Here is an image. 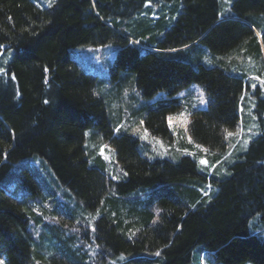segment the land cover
<instances>
[{
	"label": "trees",
	"instance_id": "16d2710c",
	"mask_svg": "<svg viewBox=\"0 0 264 264\" xmlns=\"http://www.w3.org/2000/svg\"><path fill=\"white\" fill-rule=\"evenodd\" d=\"M161 1L55 0L40 7L0 0V50L14 51L0 79L2 264H190L198 248L219 264H264V226L249 227L255 216L264 218V98L259 135L246 152L233 134L249 59L264 68V0H233L224 14L220 0L147 5ZM112 42L119 45L114 78L123 73L144 99L168 96L146 107L154 134L171 136L167 115L180 107L174 94L203 85L209 103L191 114L188 131L218 161L219 178L201 173L188 156L151 161L138 137L114 134L97 76L71 55ZM203 45L221 57L219 65L202 63ZM236 66L243 74L232 73ZM90 128L115 148L126 172L121 180L90 164ZM208 181L214 187L203 196L196 186ZM79 208L97 216L94 231ZM89 237L101 247L94 262L77 247Z\"/></svg>",
	"mask_w": 264,
	"mask_h": 264
},
{
	"label": "rangeland",
	"instance_id": "374dc122",
	"mask_svg": "<svg viewBox=\"0 0 264 264\" xmlns=\"http://www.w3.org/2000/svg\"><path fill=\"white\" fill-rule=\"evenodd\" d=\"M55 0H35L40 7H50ZM174 1L178 0H162L160 5L148 3L159 9L162 4H165L168 9L174 5ZM233 0H220L221 14H224L230 9ZM167 9V10H168ZM158 14L154 13L152 18L157 17ZM177 14L173 16V21L176 20ZM203 53L201 57L202 63L208 66L217 65V61L221 57L212 53V51L205 45L202 46ZM119 45L116 43H108L101 46H84L71 50V55L76 63L85 71L94 74L98 78L99 87L98 93L104 98L108 111L110 122L114 127V134H130L140 139V151L144 157L153 161L155 159H169L178 161L180 157L188 156L196 160L198 169L201 173L208 176L215 175L219 178L218 173L215 171L218 161L212 159L209 155L208 148L199 144L193 139L188 131L191 114L196 110L206 109L209 103L208 95L202 84L192 82L187 87L181 89L174 94L173 98L178 99L180 107L170 111L167 115V123L171 132L170 137H162L152 133V131L145 124V114L147 106L156 105L158 101L168 98L164 91L157 92L153 97L144 99L141 96L140 90L131 79H127L122 73L121 76L113 77L112 66L114 65L116 56L118 54ZM14 54L13 50H0V79L1 75L7 70V65ZM253 66L250 71L246 73L248 89L244 91L240 102V121L239 130L235 134L238 138L243 151H247L251 141L256 138L260 131L258 126V103L259 98H264V68L262 69L258 59H249ZM220 62L218 63V65ZM255 64L256 68L255 69ZM249 65V66H250ZM242 66H236L232 69V73L243 74L241 72ZM262 117L264 111L261 110ZM171 118V119H170ZM230 135V134H229ZM232 135V133H231ZM238 143V144H239ZM86 148L89 152L90 164L100 165L108 175L109 178L119 181L126 172L122 168L116 157L115 148L103 139L102 134H98L93 128L86 131ZM238 145L235 150H237ZM234 148L225 153L223 156H231ZM33 159V158H32ZM206 163H201V161ZM34 162L41 166L42 160L34 158ZM215 171V172H214ZM228 172L225 167L220 176ZM194 186H196L194 184ZM203 196L211 192L210 187H214L209 181L203 182V185L196 186ZM216 188V187H215ZM218 189H216L217 191ZM67 192L71 193L68 189ZM144 193V191L135 192ZM134 194V193H132ZM65 201H72V198L63 196ZM81 215L87 219L86 226L94 231L95 221L97 216L92 213L86 212L79 208ZM264 226V218L261 215L255 216L249 222L251 230L259 229ZM77 247L80 248L82 254H86L87 262H94L99 257L101 247L95 241L94 237L89 239L77 240ZM199 253H201L199 255ZM123 257L118 255L115 257H108L111 261ZM190 264H219L215 258L206 250L198 248L195 250L192 262ZM245 264H252L247 262Z\"/></svg>",
	"mask_w": 264,
	"mask_h": 264
},
{
	"label": "snow or ice",
	"instance_id": "6c2138e0",
	"mask_svg": "<svg viewBox=\"0 0 264 264\" xmlns=\"http://www.w3.org/2000/svg\"><path fill=\"white\" fill-rule=\"evenodd\" d=\"M0 71H2V70H0ZM171 119V118H170ZM201 163H206V161H201ZM157 255H159V253H157ZM0 264H2V262H0Z\"/></svg>",
	"mask_w": 264,
	"mask_h": 264
}]
</instances>
